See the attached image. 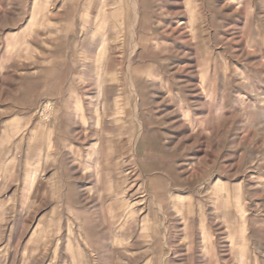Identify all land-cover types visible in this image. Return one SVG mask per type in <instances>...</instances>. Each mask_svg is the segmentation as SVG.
Instances as JSON below:
<instances>
[{"label":"rangeland","instance_id":"rangeland-1","mask_svg":"<svg viewBox=\"0 0 264 264\" xmlns=\"http://www.w3.org/2000/svg\"><path fill=\"white\" fill-rule=\"evenodd\" d=\"M38 1L0 0V264H264V0Z\"/></svg>","mask_w":264,"mask_h":264},{"label":"crops","instance_id":"crops-1","mask_svg":"<svg viewBox=\"0 0 264 264\" xmlns=\"http://www.w3.org/2000/svg\"><path fill=\"white\" fill-rule=\"evenodd\" d=\"M185 1L183 0H166L165 4H169L172 6H176L175 8H190V3L191 0H187V5L188 7H185ZM73 7L69 8H136L138 18L136 21V24L133 25L134 29H139V28H149L150 25L148 24H142V22H148V15L152 13V11H157V8H159L160 1L159 0H73L72 1ZM162 5L163 2L161 1ZM38 6L39 8H67L63 6V4H60V0H39L38 1ZM143 19V20H142ZM138 21H141V24L138 23ZM51 25L52 23H44V25ZM56 25V24H55ZM44 26V27H45ZM123 27L125 24L122 25ZM108 27V25L106 26ZM151 28V27H150ZM50 35V37H49ZM70 35V34H69ZM68 35V36H69ZM53 39V40H52ZM78 45H81V42H77ZM38 60L43 61V62H50L52 60L56 59L57 56V48H58V43H57V38H55L54 35L49 34L48 32H44L43 34V40L38 43ZM70 48V47H69ZM70 53H76V54H81L83 55L84 58H87L86 52L83 51L81 48L80 50H76L74 52ZM45 148L42 152L39 151V157H43V159L39 160V165H43V170L48 172L52 171L51 165H53V171H57L58 165L62 164V157H63V151L62 149L55 148V138L53 133H48L45 134ZM66 154H71L72 151H65ZM40 167V169H42ZM49 169H51L49 171ZM60 170V169H59ZM61 171V170H60Z\"/></svg>","mask_w":264,"mask_h":264}]
</instances>
